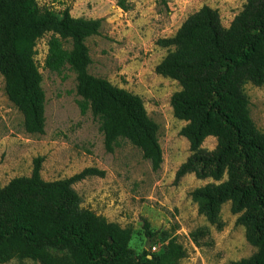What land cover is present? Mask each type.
<instances>
[{"label": "trees", "instance_id": "trees-1", "mask_svg": "<svg viewBox=\"0 0 264 264\" xmlns=\"http://www.w3.org/2000/svg\"><path fill=\"white\" fill-rule=\"evenodd\" d=\"M119 5L124 7L122 0ZM101 25L102 19L71 16L67 7L55 11L37 0H0V74L6 95L22 113L25 130L43 134L45 94L34 56L38 39L51 33L46 66L75 73L79 108L99 121L105 149L112 152L126 140L157 170L162 163L158 127L142 99L88 71L86 39L98 35ZM66 41L71 49L64 47ZM158 44L172 47L155 71L181 87L171 106L173 115L186 122L180 134L190 150L175 182L189 173L214 180L190 193L198 213L220 225L221 207L230 202L236 224L256 248L250 257L228 264H264V134L251 118L244 92L247 83H264V0H246L228 28L218 10L205 5ZM210 136L217 143L208 151L202 143ZM41 162V157L34 160L29 177L13 178L0 188V263L178 264L185 256L173 239L165 252H136L130 247L131 228L81 207L73 184L103 172L85 168L47 182L40 176Z\"/></svg>", "mask_w": 264, "mask_h": 264}, {"label": "rangeland", "instance_id": "rangeland-1", "mask_svg": "<svg viewBox=\"0 0 264 264\" xmlns=\"http://www.w3.org/2000/svg\"><path fill=\"white\" fill-rule=\"evenodd\" d=\"M42 7L70 9L73 17L102 19L98 35L86 39L91 75L139 96L148 116L158 127L162 163L154 170L141 151L126 140L112 152L104 147L99 121L90 111L82 113L76 75L68 67L53 72L46 66L51 33L38 39L35 62L45 94L43 134L24 128V117L8 99L0 74V188L18 177H29L34 160L41 157L40 176L51 182L69 178L85 168L102 175H90L73 188L81 207L104 216L107 221L132 230L130 247L136 252L168 250L175 240L185 251L178 264H228L250 257L256 248L245 236L243 226L230 202L221 207L220 225L210 224L197 211L190 193L214 180L198 179L193 173L175 182L180 165L190 155L189 143L180 134L185 121L173 115L171 97L181 87L169 77L156 73V66L172 47L158 41L175 35L182 23L203 6L218 10L228 28L246 0H37ZM71 49L69 41L63 42ZM244 92L256 127L264 134V83H247ZM216 138L207 137L202 148L211 151ZM150 234V235H149ZM156 244V251L146 245ZM0 264H38L12 260Z\"/></svg>", "mask_w": 264, "mask_h": 264}, {"label": "built area", "instance_id": "built-area-1", "mask_svg": "<svg viewBox=\"0 0 264 264\" xmlns=\"http://www.w3.org/2000/svg\"><path fill=\"white\" fill-rule=\"evenodd\" d=\"M149 248L151 249V251H156V249H157V245L156 244H150L149 245Z\"/></svg>", "mask_w": 264, "mask_h": 264}, {"label": "water", "instance_id": "water-1", "mask_svg": "<svg viewBox=\"0 0 264 264\" xmlns=\"http://www.w3.org/2000/svg\"><path fill=\"white\" fill-rule=\"evenodd\" d=\"M149 245H150V242H148V244L146 245V249H148V248H149Z\"/></svg>", "mask_w": 264, "mask_h": 264}]
</instances>
